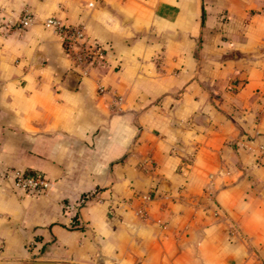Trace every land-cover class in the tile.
I'll return each mask as SVG.
<instances>
[{"label":"crops","instance_id":"obj_1","mask_svg":"<svg viewBox=\"0 0 264 264\" xmlns=\"http://www.w3.org/2000/svg\"><path fill=\"white\" fill-rule=\"evenodd\" d=\"M47 17L101 63L74 69ZM259 147L264 0H0V169L50 182L0 179V264H264Z\"/></svg>","mask_w":264,"mask_h":264},{"label":"built area","instance_id":"obj_2","mask_svg":"<svg viewBox=\"0 0 264 264\" xmlns=\"http://www.w3.org/2000/svg\"><path fill=\"white\" fill-rule=\"evenodd\" d=\"M33 15L28 10H23L15 22H2L4 30H14L20 32L32 21ZM42 24L59 35L67 56L71 60V66L79 73L85 74L87 68L98 65L104 57V48L99 41L86 37L82 25L68 26L56 18L47 17ZM259 151L264 155V147H259ZM9 178L13 187L22 194H32L36 196L45 195L50 187V182L44 176L29 172L19 168H1L0 179ZM91 193H83L76 201V206L84 203ZM139 204L134 209L135 215L144 217L145 206L149 200V195L141 194L137 198ZM73 209V205L64 206ZM72 223V220H69Z\"/></svg>","mask_w":264,"mask_h":264},{"label":"water","instance_id":"obj_3","mask_svg":"<svg viewBox=\"0 0 264 264\" xmlns=\"http://www.w3.org/2000/svg\"><path fill=\"white\" fill-rule=\"evenodd\" d=\"M20 264H65L58 261L29 260Z\"/></svg>","mask_w":264,"mask_h":264}]
</instances>
